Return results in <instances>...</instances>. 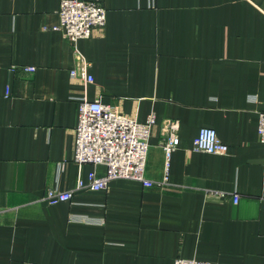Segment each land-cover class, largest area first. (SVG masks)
<instances>
[{"label": "crops", "instance_id": "obj_1", "mask_svg": "<svg viewBox=\"0 0 264 264\" xmlns=\"http://www.w3.org/2000/svg\"><path fill=\"white\" fill-rule=\"evenodd\" d=\"M94 1L107 22L78 41L86 83L51 28L61 0H0V264H264V0ZM84 96L156 115L153 183L118 178L50 204L51 189L107 171L75 161ZM171 120L180 143L167 169ZM203 127L227 153L193 149Z\"/></svg>", "mask_w": 264, "mask_h": 264}, {"label": "built area", "instance_id": "obj_2", "mask_svg": "<svg viewBox=\"0 0 264 264\" xmlns=\"http://www.w3.org/2000/svg\"><path fill=\"white\" fill-rule=\"evenodd\" d=\"M60 21L51 28L59 30L75 49V67L71 71L73 77H81L86 83L94 78L87 72L90 63L79 51L77 45L81 38H88L96 29H103L107 22L106 8L94 0H61L59 8ZM26 71H34L35 67L26 66ZM78 109L75 139V161L104 165L105 174L99 175L96 170L88 173L87 178L78 177L73 189H51L45 196L50 204L70 200L75 191L87 189L93 191L105 190L109 183L118 178H128L143 181L151 185L145 177V167L149 150V138L156 123V115L150 113L146 121L141 122L136 117L127 116L117 107L103 102L100 98L90 100L81 97ZM179 123L171 120L165 127L168 135L161 145L165 151L167 169L173 152L178 148ZM259 139L264 144V111L260 113ZM194 150L208 153L225 154L229 146L211 127L200 129L196 138ZM234 199L239 200L235 194ZM174 264H212L210 261L197 258L177 257Z\"/></svg>", "mask_w": 264, "mask_h": 264}]
</instances>
